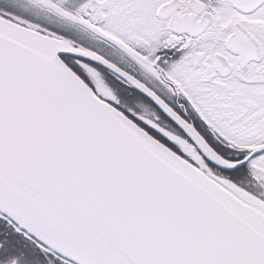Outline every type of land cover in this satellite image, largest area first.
Here are the masks:
<instances>
[{"label": "snow or ice", "instance_id": "snow-or-ice-1", "mask_svg": "<svg viewBox=\"0 0 264 264\" xmlns=\"http://www.w3.org/2000/svg\"><path fill=\"white\" fill-rule=\"evenodd\" d=\"M0 264H264V0H0Z\"/></svg>", "mask_w": 264, "mask_h": 264}]
</instances>
